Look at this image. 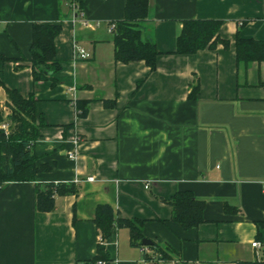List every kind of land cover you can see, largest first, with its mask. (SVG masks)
<instances>
[{
  "label": "crops",
  "instance_id": "1",
  "mask_svg": "<svg viewBox=\"0 0 264 264\" xmlns=\"http://www.w3.org/2000/svg\"><path fill=\"white\" fill-rule=\"evenodd\" d=\"M125 5L85 0L79 16L72 0H0V55L9 60L0 62V105L6 89L35 98L43 122L33 150L47 169L36 182L0 186V264L91 260L102 241L94 223L102 205L116 219L142 221L144 239L170 246L174 259L164 264L264 259V230L257 238L264 221V61L236 59L238 36L264 41V0H149L141 32L160 52L155 71L143 61L115 60L109 25L124 19ZM186 20L221 21L219 36L229 46L173 54ZM49 24L61 25L55 86L35 82L29 62L33 26ZM75 47L91 58L75 59ZM80 103L88 104L86 117ZM74 138L78 158L71 161ZM48 184L74 185L78 193L55 194L54 210L41 212L36 187ZM180 191L206 204L196 228L172 221L169 201ZM104 244L106 264H148L144 253L155 256L131 246L125 227Z\"/></svg>",
  "mask_w": 264,
  "mask_h": 264
},
{
  "label": "trees",
  "instance_id": "2",
  "mask_svg": "<svg viewBox=\"0 0 264 264\" xmlns=\"http://www.w3.org/2000/svg\"><path fill=\"white\" fill-rule=\"evenodd\" d=\"M85 0H72L80 15ZM149 0H126L124 19L115 24V60L124 64L143 61L151 71L157 67V58L160 55L156 45L142 38V23L149 15ZM222 22L219 20H186L176 39L173 54L192 56L199 51L214 49L218 43L225 48L228 41L219 36ZM61 32L60 24L34 25L32 43L30 47V66L35 82L52 80L55 86V75L61 65L56 58L55 39ZM237 63L245 65L251 62L264 61V41L236 39ZM9 61L0 55V62ZM0 85H2L0 81ZM199 92L195 85L189 95L195 99ZM8 101L5 107L8 115L5 117L0 105V125L7 122L9 132L0 128V186L10 182H36V176L44 168L37 166V157L34 154V144L40 137L39 129L43 117L37 113L36 100L33 96L24 98L16 90L6 89ZM80 117H86L88 104L76 105ZM47 170V169H46ZM78 193L74 185H37V210L51 212L55 208L54 195H75ZM172 207V221L183 229L189 230L198 227L204 222L203 212L205 202L197 200L190 192L180 191L169 201ZM228 207V206H227ZM229 208V207H228ZM94 223L101 233V241L97 245V253L91 259L77 264H106L109 261L104 241H108L117 227H125L130 231V244L133 247L153 250L155 256L144 253V261L148 264H164L174 259V252L168 245L152 243L144 247L142 241L143 222L134 220L116 219L111 207L99 206L96 210ZM259 232L257 238L262 240L264 221L257 222ZM177 264H186L177 260ZM235 264H264V259L254 261H240Z\"/></svg>",
  "mask_w": 264,
  "mask_h": 264
},
{
  "label": "built area",
  "instance_id": "3",
  "mask_svg": "<svg viewBox=\"0 0 264 264\" xmlns=\"http://www.w3.org/2000/svg\"><path fill=\"white\" fill-rule=\"evenodd\" d=\"M76 9V7H75ZM77 10V9H76ZM78 13V11H77ZM80 16V15H79ZM74 22H79V17L78 15L76 14L75 18L73 19ZM81 22V20H80ZM84 25H86V22H83ZM109 32H115V24H110L109 25ZM91 58V55L89 53H87L83 48L81 47H75V59H79V60H89ZM2 110L6 112V114H4V116L6 117L8 115V110L6 109L5 106H2ZM0 128L3 129L6 133H8V128H9V125L7 124V122H4L0 125ZM72 143L73 145L75 146L74 150L70 151L68 153V158L71 160V161H76L77 158H78V152H77V148H78V145H79V139L77 138H74L72 140ZM94 179L93 178H88V181H93ZM251 246L255 249H258V250H261L262 249V245L259 243V242H253L251 244ZM143 251H145L143 249ZM99 264H104L103 262H99Z\"/></svg>",
  "mask_w": 264,
  "mask_h": 264
},
{
  "label": "water",
  "instance_id": "4",
  "mask_svg": "<svg viewBox=\"0 0 264 264\" xmlns=\"http://www.w3.org/2000/svg\"><path fill=\"white\" fill-rule=\"evenodd\" d=\"M142 244H143V246L147 247V246H150L152 244V242L147 240V239H143Z\"/></svg>",
  "mask_w": 264,
  "mask_h": 264
},
{
  "label": "rangeland",
  "instance_id": "5",
  "mask_svg": "<svg viewBox=\"0 0 264 264\" xmlns=\"http://www.w3.org/2000/svg\"><path fill=\"white\" fill-rule=\"evenodd\" d=\"M8 131H9V128H8Z\"/></svg>",
  "mask_w": 264,
  "mask_h": 264
}]
</instances>
